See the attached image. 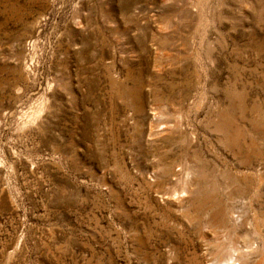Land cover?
<instances>
[{
	"label": "rangeland",
	"instance_id": "rangeland-1",
	"mask_svg": "<svg viewBox=\"0 0 264 264\" xmlns=\"http://www.w3.org/2000/svg\"><path fill=\"white\" fill-rule=\"evenodd\" d=\"M251 250L235 264H264V0H0V264Z\"/></svg>",
	"mask_w": 264,
	"mask_h": 264
},
{
	"label": "bare ground",
	"instance_id": "bare-ground-1",
	"mask_svg": "<svg viewBox=\"0 0 264 264\" xmlns=\"http://www.w3.org/2000/svg\"><path fill=\"white\" fill-rule=\"evenodd\" d=\"M43 18V17H42ZM74 24H75V26L76 27H79V28H81L82 26H84L83 24H82V22L80 21V19L79 18H77V19H74ZM185 189H187V188H185ZM166 195V194H165ZM225 213V212H224ZM234 216V215H233ZM234 217H236V216H234ZM238 219V218H237ZM235 223V222H234ZM238 223V222H237ZM251 248H252V246H251ZM247 249V248H246ZM249 249V248H248ZM247 249V250H248ZM256 248L255 247H253L252 248V250L254 251ZM240 250H243V248L242 249H240ZM250 250V249H249ZM247 251V253H240V252H237V254H234L233 256H229V257H231L229 260H231L232 261V263H230V264H235L236 263V261L238 260V258H243V257H245V256H248V254L250 255L253 251ZM219 262V261H218Z\"/></svg>",
	"mask_w": 264,
	"mask_h": 264
}]
</instances>
